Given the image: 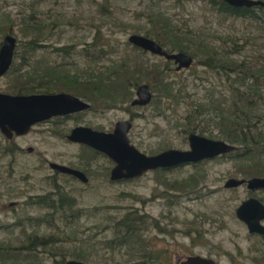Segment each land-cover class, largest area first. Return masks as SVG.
Here are the masks:
<instances>
[{
  "label": "rangeland",
  "instance_id": "rangeland-1",
  "mask_svg": "<svg viewBox=\"0 0 264 264\" xmlns=\"http://www.w3.org/2000/svg\"><path fill=\"white\" fill-rule=\"evenodd\" d=\"M149 11L168 16L184 32L200 34L217 51L212 61L215 67L203 65L202 53L197 52L191 67L175 71L174 65L163 57L131 45L128 37L134 33L143 35V29L149 26L146 17ZM23 18L38 24L42 36L39 43L44 44L26 61L21 59V54L28 50L26 41L31 33L27 35ZM4 24H9L11 29H4ZM8 32L16 38L14 69L0 77V92L11 93L18 72L37 75L55 66L59 72L78 70L76 73L85 77L90 68L97 73L111 64L126 63L129 74L149 86L148 74L152 70L162 73L159 70L163 69L164 81L171 82L177 94L175 100L163 99L150 87L152 98L144 107H128L125 103L104 108L94 103L90 110L38 123L29 133L11 140L0 132V149L13 144L18 148L13 159L11 155L0 157V242L22 247L21 264H31L32 259L35 264H55L58 260L75 259L76 254H83L88 264H135L140 260L139 254L130 258L125 255V247L105 246L114 236L115 219L126 213L141 216L144 220L141 236L152 240L156 250H165L164 255L169 257L167 264L168 261L175 264L177 258L188 254L212 257L219 264H264V237L250 234L235 214L236 207L249 192L245 186L223 187L229 177H251L242 171L243 166H259L256 175H263L264 73H255L257 78L248 76L250 72L241 74L243 80L236 81V86L245 98L242 101L241 94L229 86L219 67L222 56L244 61L242 66L246 68L264 67L262 19L217 13L208 0H0V43ZM61 46L64 53L54 51ZM83 48L94 52L85 55L80 51ZM195 48L191 44L190 52ZM134 89L130 91L131 99L135 96ZM235 100L239 107L243 105L250 112L249 120H239L243 129L263 138L251 157L249 153L244 158L229 153L113 182L109 180L113 162L108 157L65 137L77 125L106 131L116 121L131 116L133 125L128 137L143 153L187 149V135L191 132L187 131V124L195 127L194 132L202 130L201 135L211 139H218L221 133L216 124L222 120H216L212 110L198 109V105L218 103L222 107H234ZM9 162L12 167L8 166ZM48 162L78 168L89 180L82 183L53 171ZM189 179L195 186L187 189L181 182ZM57 187L74 199L73 210L82 212L78 219L69 212L66 217L55 214L50 220L42 221L40 218L51 215L50 210L29 203L32 196L53 193ZM253 195L264 202V191ZM34 236L50 237L51 245H26Z\"/></svg>",
  "mask_w": 264,
  "mask_h": 264
},
{
  "label": "water",
  "instance_id": "water-1",
  "mask_svg": "<svg viewBox=\"0 0 264 264\" xmlns=\"http://www.w3.org/2000/svg\"><path fill=\"white\" fill-rule=\"evenodd\" d=\"M234 7L263 6V0H225ZM128 41L166 60H173L177 64L176 70L188 68L192 57L181 51L170 52L150 37L142 34H131ZM16 38L7 33L0 43V77L11 67ZM152 98L148 84H141L136 89V97L132 105H146ZM90 104L79 97L67 93H29L11 94L0 92V132L8 140L29 133L31 128L45 120L56 116H65L86 110ZM131 127L128 120L117 121L110 132L93 129L89 126L77 125L73 127L66 138L91 147L105 154L114 162L110 172L111 180L129 179L142 175L148 170L170 168L190 162H198L216 155L231 152L235 146L223 140L210 139L195 133L187 137L188 148H168L159 153L148 155L138 150L130 143L127 133ZM32 150L31 147L28 148ZM52 170L70 174L83 182L86 175L75 168L49 162ZM246 182L250 189L264 188V177H253L247 180L229 178L224 187H235ZM238 219L243 221L250 232L264 234V204L256 198L244 200L235 211ZM63 264H88L81 260L70 259ZM178 264H219L214 259L201 255H191L178 261Z\"/></svg>",
  "mask_w": 264,
  "mask_h": 264
},
{
  "label": "trees",
  "instance_id": "trees-1",
  "mask_svg": "<svg viewBox=\"0 0 264 264\" xmlns=\"http://www.w3.org/2000/svg\"><path fill=\"white\" fill-rule=\"evenodd\" d=\"M210 3V6L216 10L217 13L221 14H227L235 17H242V18H250L253 20L262 19L264 21V7L263 6H254V7H234L229 5L225 0H208ZM264 1V0H263ZM147 20L149 23V26L143 29V35L153 38L156 40L162 47L166 48L169 47L171 51L177 50L185 53L190 52V43L195 42L196 43V53H193L194 55L197 54V52L200 53H206V58L208 59L207 64L210 68H213L212 61H214V58L216 56V50H214L207 41H205L200 34L196 33H188L184 32L180 27H177L172 23L170 18L168 16H165L160 13H154V12H147L146 14ZM8 22H10L9 18H7ZM24 29L27 33L30 34V39L26 42L28 43V50L27 52L24 51L21 54V59L23 61H26L27 58L30 57V54H33L35 50L43 46L44 44H40L39 41L42 39V36H40V28L38 24H34L30 22V20L26 21V19H21ZM9 24H4V29H11L8 28ZM38 30L39 33L37 31ZM8 31V30H7ZM9 33V32H8ZM25 33V32H24ZM93 43V42H92ZM91 43V44H92ZM54 51L63 52L64 47H55ZM80 51L83 52L85 55H89L88 49H81ZM103 52L102 50H100ZM65 52V51H64ZM63 52V53H64ZM98 52V51H97ZM205 58V59H206ZM219 60V59H218ZM230 63H234V60H230ZM244 62V61H243ZM59 65V64H58ZM117 64H112L108 66L106 69L111 70L109 72L104 71H98L96 74L89 73L87 76L83 77L78 74H71L68 72H59L57 70V67L51 66L45 68L43 71H39V74L33 75L31 72H16L17 75H15V78H13V85L11 86V94H29V93H52V92H60L65 91L72 93L74 95L86 98L89 100L92 104L96 103L99 106H103L104 108H108L110 106H116L118 104H124L125 98L130 99L131 92L127 91V86H136L139 83H142L143 81H138L137 78L131 76L129 74L128 69L125 67V76L123 72V68L121 64L119 66H116ZM126 66V65H125ZM238 68L243 70H250L252 68L244 67L242 65H239ZM255 69H252V72L258 73H264V67H254ZM49 69L51 72L49 73ZM158 70V69H157ZM153 72L150 75L146 81H148L151 85L150 87L153 89L154 92L163 99H169V100H175L177 98L176 91H173L174 85L171 82H168L167 80L164 81L165 75L163 77V69L159 70L162 73H157L155 70H152ZM51 75V76H50ZM52 76L55 77V79H52ZM129 76V78H128ZM37 79V81H35ZM34 82V84H32ZM176 90V88H175ZM241 94V93H238ZM241 100L244 101L245 98L241 94ZM237 104V103H236ZM220 104L213 103L210 108L202 106L201 104L198 105V109L205 110L204 108H207L208 110H213V112L216 114V120H222L219 123L223 125V139L227 140L230 143L240 144L247 149H254L256 147L257 143L259 144L260 141V134L256 138H253V136H249V134L246 133V130L243 129V126H241V130H239V127L230 126L228 124V120H249L250 118V112H246L244 109V106L242 105L239 107L240 114L234 115L233 111L230 109H226L224 112L219 107ZM213 107H217L219 111H215ZM200 114V113H199ZM193 120H195L193 118ZM225 120V122H224ZM240 124V122H238ZM225 124V125H224ZM191 125L187 124V131H195V127H191ZM200 134H202V130L199 131ZM263 137V136H262ZM264 138V137H263ZM261 138V139H263ZM13 139V138H12ZM243 147V148H244ZM89 150L93 151L95 154H101L89 147ZM17 146L16 144H13L11 146H4L0 149V157L4 158L7 155H11L12 159L15 153L17 152ZM254 154V153H253ZM251 157V156H249ZM11 159V161H12ZM9 167H12V163H8ZM254 168L259 169V166L254 165ZM11 169V168H10ZM255 170L252 169L250 166L246 169L245 173L255 174ZM192 180L183 181L181 182V185L185 188H190L192 186H195V182H191ZM57 190L53 193H47V194H39L32 196L29 200V203L35 204L38 206H43L45 208H48L50 210L51 215H46L43 218H40L42 221H48L52 218V216H55L57 214L58 216L66 217L71 212L74 218L78 219L81 215L80 210L74 211V199L72 197H69L66 193L61 192L59 188H56ZM55 195V196H53ZM68 208H70L69 211H66ZM60 215H59V214ZM126 217H129L126 216ZM132 220V219H130ZM114 230V236L107 240L105 242L106 248H114L115 246H118L119 248L125 247V214H123L118 219H115L113 225ZM132 229V228H131ZM50 237L46 238H38L37 236H34L33 238H29L26 241V245L31 246L32 244H39L42 247L50 246ZM22 249L21 246L18 247H11L8 244H3L0 242V264H21L20 263V250ZM58 252L62 253L61 250ZM32 258H36V256H33ZM73 258L76 260H81L85 262V256L83 254H76ZM64 260H58L55 261V264H63ZM31 264H35V261L32 259Z\"/></svg>",
  "mask_w": 264,
  "mask_h": 264
},
{
  "label": "flooded vegetation",
  "instance_id": "flooded-vegetation-1",
  "mask_svg": "<svg viewBox=\"0 0 264 264\" xmlns=\"http://www.w3.org/2000/svg\"><path fill=\"white\" fill-rule=\"evenodd\" d=\"M153 39V38H152ZM154 40V39H153ZM156 41V40H155ZM157 42V41H156ZM130 43V42H129ZM158 43V42H157ZM131 44V43H130ZM191 44H195L196 45V43H190V45ZM92 46H94L95 45V41L91 44ZM131 45H133V44H131ZM134 47H136L137 49H140V50H142L141 48H139V47H137V46H135V45H133ZM167 49V48H166ZM168 50V49H167ZM15 51V50H14ZM142 51H144V50H142ZM168 51H170V50H168ZM145 52H148V51H145ZM170 52H176V51H170ZM192 52L193 53H196V48H195V50H192ZM192 52H189V53H187V54H189L191 57H192V63H191V65L189 66V67H191L192 66V64L194 63V60H195V58H194V56H196V55H194ZM148 53H150V52H148ZM151 54V53H150ZM198 54V53H197ZM152 55H154V54H152ZM156 56H158V55H156ZM202 64L203 65H205V66H209L208 64H207V61H208V57L206 58V56H207V54L206 53H202ZM159 57H161V56H159ZM13 58H14V56H13ZM206 58V59H205ZM165 59V58H164ZM219 60H220V58H218ZM166 60V59H165ZM231 59L230 58H228V59H226V56H222V60H221V64L219 65V67L223 70V75H224V77H225V80H226V82H228V84H229V86L231 87V88H233V90H235L236 91V93H241L240 92V90H239V88H238V86H236V81H238V82H241V80H243V77H242V75L241 74H246L247 72H250V74L251 75H248V76H250V77H255V78H257L258 77V75H255L251 70H246V71H244L243 72V70H241L240 68H238V66L239 65H242V63H243V61H241V62H237V61H235L236 59H234L233 58V60H234V63H230L231 61H230ZM166 61H168V62H170L172 65H174V70L175 71H180V70H176V66H177V64L176 63H174V61L173 60H166ZM112 65V64H111ZM126 65V63H124L123 65L121 64V66H122V68H123V72H124V76H125V66ZM188 67V68H189ZM213 67H215V65H213ZM14 69V61H12V64H11V67L9 68V70L10 69ZM254 68V67H253ZM8 70V71H9ZM182 70V69H181ZM7 71V72H8ZM20 71V70H19ZM76 72H78V70H76V71H74V73L75 74H77ZM105 72H109V70L108 69H106L105 70ZM71 74H74V73H72V72H70ZM86 73H87V75L89 74V73H94V74H96V70H94V69H89V70H86ZM234 75L233 76V78L232 79H229V77H230V75ZM255 75V76H254ZM3 76V75H2ZM141 84H147V83H139V84H137L136 86H133V85H131V87H130V89H129V86H127V91H132L134 88V90H135V96L130 100V99H128L127 101H125V103H128V107H144V106H146V105H132V101L134 100V98L136 97V89H137V87L139 86V85H141ZM149 85V84H148ZM149 88H150V86H149ZM132 89V90H131ZM151 90V89H150ZM60 92H65V91H60ZM52 93H58V92H52ZM67 93H69V92H67ZM70 94H72V93H70ZM74 95V94H73ZM75 96H77V95H75ZM77 97H79L80 99H82L83 101H85V102H87V103H89L90 104V107L88 108V109H86V110H83V111H80V112H84V111H87V110H90L91 109V105H92V103L88 100L87 101V99L86 98H83V97H80V96H77ZM129 100H130V102H129ZM124 103V104H125ZM237 102H236V100L235 101H233L232 102V105L234 106V107H232V106H230V107H222L221 105H219V107L223 110V112L228 108V109H230V110H232L233 111V113H234V115L236 116V111L237 110H239V107L237 106L238 104H236ZM207 107H209L210 108V106H207ZM238 107V108H237ZM214 108V110L215 111H219L218 110V108L217 107H213ZM209 111V110H208ZM211 111V110H210ZM213 111V110H212ZM80 112H77V113H80ZM73 114H76V113H73ZM73 114H69V115H73ZM65 116H67V115H65ZM56 117H62V116H56ZM54 118V117H53ZM50 119H52V118H50ZM49 120V119H48ZM124 120H128L130 123H131V127H130V129H129V131L131 130V128H132V125H133V123H132V119H131V116L129 117V119H124ZM45 121H47V120H45ZM118 121H121V120H118ZM44 122V121H43ZM117 122V121H116ZM115 122V123H116ZM228 122V124L230 125V126H234V127H239V130H241V126H243V124L239 121V120H228L227 121ZM238 122H240V124L238 123ZM115 123H114V125H115ZM225 125V124H224ZM84 126H86V125H84ZM216 126H218V127H220L221 128V133H220V136H218L217 138L218 139H214V140H222L223 139V125H221L220 123H218V125L216 124ZM246 126H248V124H246ZM75 127V126H74ZM90 127V126H89ZM73 128V127H72ZM71 128V129H72ZM92 128V127H91ZM113 128H114V126H113ZM113 128L111 129V130H106V132H110V131H112L113 130ZM70 129V130H71ZM93 129H95V128H93ZM96 130H100V129H96ZM100 131H105V130H100ZM129 131H128V133H127V136H128V134H129ZM70 132V131H69ZM190 133H195V134H198V135H201L200 133H196V132H190ZM189 133V134H190ZM246 133L247 134H249V136H253V138H256L257 136H258V133H251V132H247L246 131ZM69 133H67L66 134V136L68 135ZM188 134V135H189ZM188 135H187V137H188ZM65 136V137H66ZM201 136H203V135H201ZM205 137V136H204ZM219 137L221 138V139H219ZM129 138V137H128ZM208 138V137H207ZM67 139V138H66ZM211 139V138H210ZM68 140V139H67ZM130 141V140H129ZM187 141H188V139H187ZM223 141H226V140H223ZM70 142H72V141H70ZM226 142H228V141H226ZM73 143H77V142H73ZM131 143V142H130ZM228 143H230V142H228ZM78 144H80V143H78ZM131 144H133V143H131ZM231 144H233V143H231ZM80 145H83V144H80ZM134 145V144H133ZM234 146H235V150H233V151H231V152H227V153H223V154H220V155H216V156H214V157H218V156H223V155H226V154H229V153H235L236 155V157H238V158H244L245 156H247V153H249V155L248 156H251L252 155V152L253 153H255V149H247L246 147H244V146H242V145H240V144H238L237 146L235 145V144H233ZM83 146H85V147H88V146H86V145H83ZM135 146V145H134ZM238 147H241V148H239L238 149ZM244 147V148H243ZM89 148H91V147H89ZM137 148V147H136ZM91 149H93V148H91ZM138 149V148H137ZM168 149V148H167ZM93 150H95V149H93ZM139 150V149H138ZM165 150V149H164ZM95 151H97V150H95ZM163 151V150H162ZM97 152H99V151H97ZM142 152V151H141ZM159 152H161V151H159ZM159 152H157V153H159ZM99 153H101V154H103L102 152H99ZM156 154V153H155ZM103 155H105V154H103ZM149 155V154H148ZM150 155H153V154H150ZM106 156V155H105ZM107 157V156H106ZM214 157H211V158H214ZM211 158H207V159H211ZM110 159V158H109ZM111 160V159H110ZM204 160H206V159H203V160H201V161H198V162H190V163H187V164H196V163H199V162H202V161H204ZM112 161V160H111ZM113 162V161H112ZM49 163V162H48ZM183 165H185V164H183ZM49 166V165H48ZM113 166H114V162H113ZM112 166V167H113ZM180 166V165H179ZM112 167L110 168V171H109V180L110 181H113V182H117V181H122V180H129V179H132V178H129V179H120V180H111L110 179V172H111V169H112ZM175 167H178V166H175ZM175 167H170V168H157V169H153V170H169V169H172V168H175ZM250 167V165H247V166H243V170L242 171H246V169L247 168H249ZM72 168H74V167H72ZM51 169V168H50ZM75 169H78V168H75ZM252 169L253 170H255V174H249V175H251V177H249V178H253V177H264V167H263V175H261V176H257L256 174H257V172L260 170V168L259 169H257V168H254V167H252ZM78 170H80V169H78ZM153 170H148V171H146V172H144L143 174H145V173H147V172H149V171H153ZM53 171H55V170H53ZM80 171H82V170H80ZM56 172H58V171H56ZM85 175H86V173L84 172V171H82ZM262 171H260L258 174H260ZM58 173H60V172H58ZM245 173V172H244ZM62 174H65V173H62ZM142 174V175H143ZM66 175H69V176H71V177H73V178H76V179H78L79 181H81L82 183H87L88 182V176L86 175V177H87V181L86 182H83L81 179H79V178H77V177H75V176H73V175H70V174H66ZM253 175H255V176H253ZM141 176V175H140ZM140 176H137V177H140ZM133 178H136V177H133ZM229 178H236V179H244V180H247V179H249V178H245V177H240V178H238V177H229ZM229 178H227L226 180H225V182L229 179ZM225 182L223 183V187H224V184H225ZM241 186H245L246 187V189H247V191L249 192V194L247 195V197L245 198V199H243L240 203H239V205L244 201V200H246V199H248V198H256V199H258L259 201H261L263 204H264V202L262 201V198L261 197H256L255 195H253L255 192H260V191H264V188H258V189H250V188H248L247 187V183L246 182H244V183H242V184H240V185H238V186H235V187H224V188H226V189H233V188H238V187H241ZM239 205L236 207V209L239 207ZM236 209H235V211H236ZM236 214V213H235ZM129 215V217H126V216H128ZM237 217V216H236ZM130 219H132V220H130ZM240 220V219H239ZM241 221V220H240ZM263 221H264V219H262L261 220V223L262 224H264L263 223ZM243 222V221H242ZM144 223V220L143 219H141V216H136L134 213H126L125 214V255H129V257L131 258L132 256H134V255H136V254H139V261H137L136 263L137 264H167V259L169 258L168 256H165L164 255V252H165V250L164 249H162V250H160V248H159V250H156V248H155V245H154V242H152V240H150L149 238H147V239H145L144 237H142L141 236V234H140V231L142 230V224ZM244 223V222H243ZM245 224V223H244ZM245 226H246V224H245ZM132 228V229H131ZM246 228H247V226H246ZM247 230H248V228H247ZM248 232L250 233V234H255V235H259V236H263L264 237V234H259V233H256V232H250L249 230H248ZM191 255H200V254H188V255H186L185 257H187V256H191ZM201 256H203V255H201ZM128 257V256H127ZM128 257V258H129ZM185 257H183V258H181V259H184ZM204 257H208V256H204ZM163 258V259H162ZM208 258H212V257H208ZM181 259H179V260H181ZM213 259V258H212ZM68 260H70V259H68ZM74 260H76V259H74ZM178 258L175 260V264H178ZM65 261H67V260H65ZM64 261V262H65ZM216 261V260H215ZM63 262V263H64ZM217 262V261H216ZM135 263V264H136ZM218 263V262H217ZM168 264H171L169 261H168Z\"/></svg>",
  "mask_w": 264,
  "mask_h": 264
}]
</instances>
